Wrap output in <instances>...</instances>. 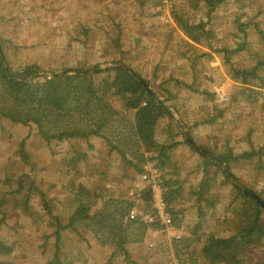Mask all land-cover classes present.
Instances as JSON below:
<instances>
[{
	"label": "trees",
	"instance_id": "obj_1",
	"mask_svg": "<svg viewBox=\"0 0 264 264\" xmlns=\"http://www.w3.org/2000/svg\"><path fill=\"white\" fill-rule=\"evenodd\" d=\"M259 1L187 0L190 6L172 11L177 27L207 47L200 56H216L226 66L235 81L228 96L232 103L264 93V57L249 63L238 60L257 32V40L264 42ZM224 17L229 18L230 32L221 42ZM8 50L0 37V121L8 119L17 132H28L21 140L14 131L0 134V141L12 138L9 149L16 160L12 167L0 165V264H26L30 244L26 239L3 237L2 231L7 228L11 237L14 230L18 233L20 218L29 211L34 212L29 224L35 228L54 226L44 231L42 243L35 247L40 250L35 264H73L75 260L94 264L85 250L96 246L112 250L110 258L119 256L128 264H139L129 248L140 246L149 253L150 247H157L152 236L161 228L158 220L147 222L131 215L135 208L154 213L152 184L143 178L149 163L161 175L169 212L177 230L183 232L176 242L194 245L187 253L193 264H200V255L206 264H245L249 249L264 247V142L255 145L253 130L245 134L248 148L227 145L217 153L206 147V151L196 150L191 143L193 126L177 120L167 103L178 99L173 86L179 79L163 81L162 94L123 61L124 55L107 68L90 64L67 69L94 70L89 73L43 79L38 77L43 71L38 63H11L6 58ZM204 93L214 97L212 92ZM213 110L218 113L206 121L216 122L226 108L214 105ZM259 126L254 129L264 132V126ZM30 139L47 149H62L50 159L59 168L45 166L57 174L58 182L40 178L27 148ZM97 139L105 144H97ZM223 140L227 143L228 136ZM182 146L189 147V154L179 163ZM14 167L21 173L13 172ZM57 187L65 196L61 200L49 198ZM187 218L196 220L189 224Z\"/></svg>",
	"mask_w": 264,
	"mask_h": 264
},
{
	"label": "rangeland",
	"instance_id": "obj_2",
	"mask_svg": "<svg viewBox=\"0 0 264 264\" xmlns=\"http://www.w3.org/2000/svg\"><path fill=\"white\" fill-rule=\"evenodd\" d=\"M95 1L0 0V37L9 47L7 60L16 65L38 63L42 67V73L48 74L96 63H101L102 67L114 65V59L124 55L123 61L130 64L162 94L159 85L168 77L181 81L173 86L178 99L167 103L171 105L177 120L193 126L196 144L216 153L224 151L227 145L233 146L236 150L248 148L250 141H247L245 134L249 133V130H253L251 137L254 138L256 146L264 142V132H256L257 129H254L255 125L260 128L259 123L264 126V93L249 100L242 98L238 103L221 99L222 96L228 97L232 94L235 86V81L229 77L226 66L216 56L210 59L200 56L201 51L208 50L207 47L192 40L177 27L174 19L172 20L173 10L190 6L185 2L187 0H104L108 12L100 11L101 15L96 19L93 21L86 19L89 23H80L78 27L69 21L71 11L76 13L83 4H91V9H86V13L90 14L95 8L93 5ZM258 8L262 11L259 20L264 30V0L259 1ZM95 9L98 13L99 3ZM77 19L76 17L75 20ZM221 21L222 36L219 41L223 42L229 37L230 23L229 18L225 17L221 18ZM82 28H88L87 35H83ZM257 37L260 38L258 32L251 40L250 46L240 53L239 61L249 63L254 61V58L264 57V42L258 41ZM119 47H122L121 52ZM196 51L197 54L194 55ZM16 53L20 57L18 60L14 55ZM194 69L199 73L196 77L193 74ZM193 77L196 78V82H200L196 91L189 87ZM205 90L212 92L214 97H208L204 93ZM162 94L159 95L163 98ZM214 105L218 109L225 107L226 111L216 122H208L206 120L211 119L213 113H218L213 110ZM162 125L163 131L166 130L165 121ZM16 128L8 119L0 121V134L3 130L4 134L14 131L21 140L28 129L17 132ZM224 136H228L227 143L223 140ZM161 138L163 140L166 137ZM11 140L12 138L6 137L0 141V165L12 167L16 162L13 150L9 149L13 143ZM96 143L105 144L103 139H97ZM27 148L41 174L40 178L47 182H58L57 174L45 170V166L58 169L59 167L51 163L50 159L52 155L58 156L62 149L58 147L54 150L47 149L35 139L29 140ZM188 154L189 147L182 146L178 151L177 161L184 162L182 159ZM13 172L20 174L21 170L14 167ZM248 183L255 185L253 180H249ZM60 191L58 187L55 188L49 192V198L57 197L61 200L65 196ZM57 210L60 211V207ZM28 213L20 218L18 233L14 230L11 237L8 234L10 231L5 228L2 236L10 237L12 240L26 239L31 248L28 250L30 254L25 263L35 264L36 256L40 252L35 247L42 243L44 231H52L54 226L37 229L29 224L34 212ZM191 213L192 210L189 209L188 214ZM192 218L195 216L192 215ZM192 218H187L185 223H194L197 217L195 220ZM173 231L177 232V226L169 231L162 228L156 230L152 236V243L157 242V247H150L149 253L140 246L130 247L129 250L139 264H193L187 253L192 252L191 248L194 245L187 246L184 241L176 242L178 239L173 238ZM249 250L245 264L264 262V247ZM85 251L90 252L94 264H128L123 257L110 258L112 250L100 246ZM180 252L182 257L179 259ZM150 253L154 254L150 256ZM109 259L112 261H108ZM199 262L206 264L202 255ZM73 264L80 262L75 260Z\"/></svg>",
	"mask_w": 264,
	"mask_h": 264
},
{
	"label": "built area",
	"instance_id": "obj_3",
	"mask_svg": "<svg viewBox=\"0 0 264 264\" xmlns=\"http://www.w3.org/2000/svg\"><path fill=\"white\" fill-rule=\"evenodd\" d=\"M165 11V8H164ZM221 99L223 101L228 100L227 96H222ZM147 175H145L143 178L147 180L148 183L152 184V191H153V207H154V213H145L143 211H139L137 208L133 209L131 211L132 216H140L143 220L147 222H151L154 220H158L159 224L162 229L166 230H172L175 229V223L173 220V217L171 216L167 201L164 197V190L162 188V185L160 182L162 180L160 179V173L153 167V164L149 163L146 168ZM142 183H139L138 186L141 187ZM145 183L143 182V185ZM142 185V186H143ZM173 238L178 239L177 241H180L181 232L177 230L173 231Z\"/></svg>",
	"mask_w": 264,
	"mask_h": 264
},
{
	"label": "crops",
	"instance_id": "obj_4",
	"mask_svg": "<svg viewBox=\"0 0 264 264\" xmlns=\"http://www.w3.org/2000/svg\"><path fill=\"white\" fill-rule=\"evenodd\" d=\"M83 1H85V0H83ZM98 3L100 4V10H99L98 13H96L97 11H95L96 10L95 8L98 7ZM93 5L95 6V8H93L91 10V13L90 14H87L86 13V9H89V8L91 9V7H90L91 4H83V5H81L78 9L76 8L78 10L76 13L74 11H71L69 21H72L74 23V25L76 27H78L80 25V23L81 24H85L86 22L89 23V21H88L89 19L92 20V21L94 19H96L97 16H100L101 15V12L100 11L108 12V10H107L108 9V6H107V4H105L104 0H96ZM104 9H106V11ZM74 17L75 18L77 17L78 19L75 20ZM86 19H88V20H86ZM69 21H68V23H69ZM87 31H88V28H82L83 35H87ZM193 74H194V77H196V76L199 75L197 69H194L193 70ZM194 77L191 79L192 83L190 84L189 87L192 88L193 91H196L198 89V87L200 86V82H196L195 81L196 78H194Z\"/></svg>",
	"mask_w": 264,
	"mask_h": 264
},
{
	"label": "water",
	"instance_id": "obj_5",
	"mask_svg": "<svg viewBox=\"0 0 264 264\" xmlns=\"http://www.w3.org/2000/svg\"><path fill=\"white\" fill-rule=\"evenodd\" d=\"M107 68V67H105ZM125 68H127L132 74H134L136 77H137V74L135 73L134 69H132L131 67L125 65ZM94 71L93 69H90V70H83V71H78V70H73V71H70V70H61L59 72H55V73H48V74H45V73H40L38 75L39 78H49V77H57V76H61V75H64V74H67V73H89V72H92ZM140 80H142L141 78H139ZM148 91L149 93L153 94L154 95V92L148 88ZM185 133L187 134V137L189 138V135H188V131H185ZM192 145L194 146V148L196 150H201V151H206V149L199 145V144H196L194 141H191ZM255 196V195H254Z\"/></svg>",
	"mask_w": 264,
	"mask_h": 264
}]
</instances>
